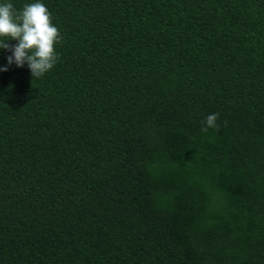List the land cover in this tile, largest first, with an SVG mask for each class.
<instances>
[{
	"label": "trees",
	"instance_id": "1",
	"mask_svg": "<svg viewBox=\"0 0 264 264\" xmlns=\"http://www.w3.org/2000/svg\"><path fill=\"white\" fill-rule=\"evenodd\" d=\"M43 3L58 63L0 73V264H264V0Z\"/></svg>",
	"mask_w": 264,
	"mask_h": 264
},
{
	"label": "clouds",
	"instance_id": "2",
	"mask_svg": "<svg viewBox=\"0 0 264 264\" xmlns=\"http://www.w3.org/2000/svg\"><path fill=\"white\" fill-rule=\"evenodd\" d=\"M61 42L62 35L43 0H30L19 10L12 0H0V52L10 53L7 63L0 64V73L26 66L33 79L42 78L58 63L56 49ZM217 120L218 113L207 115L202 131L216 129Z\"/></svg>",
	"mask_w": 264,
	"mask_h": 264
}]
</instances>
